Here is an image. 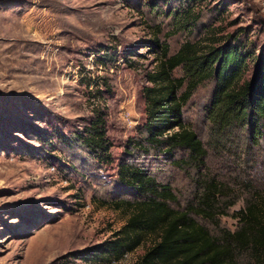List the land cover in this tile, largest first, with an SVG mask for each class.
<instances>
[{
  "label": "rangeland",
  "instance_id": "374dc122",
  "mask_svg": "<svg viewBox=\"0 0 264 264\" xmlns=\"http://www.w3.org/2000/svg\"><path fill=\"white\" fill-rule=\"evenodd\" d=\"M185 41L198 53L242 44L249 78L264 51V0H0V264H135L154 235L117 259L99 252L129 215L114 204L133 198L118 182L126 163L168 184L180 205L191 197L192 181L168 158L127 148L144 123L142 90L160 47L172 54ZM210 90L203 81L181 108L203 142ZM98 112L108 149L95 158L74 137ZM238 149L209 151L205 162L235 194L218 219L229 230L246 200L264 204V151L237 164Z\"/></svg>",
  "mask_w": 264,
  "mask_h": 264
},
{
  "label": "trees",
  "instance_id": "16d2710c",
  "mask_svg": "<svg viewBox=\"0 0 264 264\" xmlns=\"http://www.w3.org/2000/svg\"><path fill=\"white\" fill-rule=\"evenodd\" d=\"M241 45L209 47L198 53L185 41L172 54L166 45L160 47V68L147 75L151 85L142 90L144 123L138 139L127 148L168 158L189 176L193 191L180 205L173 189L156 181L145 167L124 164L119 186L133 198H118L114 204L125 206L129 215L99 252H110L117 259L138 246L143 235H154L135 264H240L239 258L245 260L241 264H264V204L249 198L234 211L237 226L220 227L219 217L228 214L236 197L230 183L205 168L209 151L235 153L239 148L242 159L237 164L253 163L254 148L264 151V51L255 58L249 78L242 79L245 61L252 55ZM178 66L184 75L171 79L170 71ZM205 80L211 82V90L202 109L208 125L203 142L195 130L182 124L181 108ZM74 139L95 158L105 155L103 114L93 115L84 134L75 133Z\"/></svg>",
  "mask_w": 264,
  "mask_h": 264
}]
</instances>
